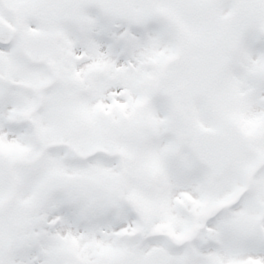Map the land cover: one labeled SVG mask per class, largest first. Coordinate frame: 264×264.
<instances>
[{
  "label": "snow or ice",
  "instance_id": "1",
  "mask_svg": "<svg viewBox=\"0 0 264 264\" xmlns=\"http://www.w3.org/2000/svg\"><path fill=\"white\" fill-rule=\"evenodd\" d=\"M0 264H264V0H0Z\"/></svg>",
  "mask_w": 264,
  "mask_h": 264
}]
</instances>
